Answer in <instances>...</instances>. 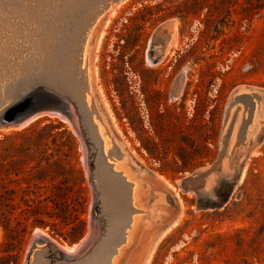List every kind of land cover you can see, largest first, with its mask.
I'll return each mask as SVG.
<instances>
[{"label":"rangeland","instance_id":"obj_1","mask_svg":"<svg viewBox=\"0 0 264 264\" xmlns=\"http://www.w3.org/2000/svg\"><path fill=\"white\" fill-rule=\"evenodd\" d=\"M118 12L94 28L88 99L124 153L115 169L133 183L132 205L142 211L112 264H264V108L237 153L231 138L223 169L198 192L178 184L216 159L231 95L264 91V0H129ZM166 20L175 24L169 49L186 54L187 84L181 96L170 86L165 110L148 117L133 103L131 48L140 45L142 58ZM79 143L56 116L0 129V264H23L36 229L64 245L86 233L92 194Z\"/></svg>","mask_w":264,"mask_h":264},{"label":"water","instance_id":"obj_2","mask_svg":"<svg viewBox=\"0 0 264 264\" xmlns=\"http://www.w3.org/2000/svg\"><path fill=\"white\" fill-rule=\"evenodd\" d=\"M117 1L27 0L26 12L29 10L30 15L32 10L30 17L38 21L35 28L40 36L21 39L11 46L0 44V129L20 128L41 116L68 121L80 139L92 194L86 233L64 248L54 237L36 229L30 236L23 264H111L127 240L134 213L142 211L132 205L133 183L122 170L115 169L124 153L106 129L105 149L104 137L92 116L97 106L93 97L87 102L84 92L89 86L92 28ZM165 32L160 28L156 34ZM262 98L261 89L241 88L231 95L224 113L219 153L209 167L179 180L183 191L198 192L207 177L223 169L237 118L240 121L230 150L237 153L241 149L239 145L246 139L256 104ZM152 178L165 185L154 175ZM174 220L168 217L158 226L156 235Z\"/></svg>","mask_w":264,"mask_h":264},{"label":"flooded vegetation","instance_id":"obj_3","mask_svg":"<svg viewBox=\"0 0 264 264\" xmlns=\"http://www.w3.org/2000/svg\"><path fill=\"white\" fill-rule=\"evenodd\" d=\"M163 22L151 34L148 48L144 54L145 57H139L140 50L138 47L140 45L136 42L131 48L130 69L133 103H135V108H138V104L143 106L148 117H153L157 112L165 110V106H167L166 97L170 86L178 89L177 93L181 96L187 84L185 51L183 49L170 50L167 44V42L170 43L167 39L170 25L174 22L169 20ZM160 28L166 31L162 35L156 34V31ZM210 85H213V83H210Z\"/></svg>","mask_w":264,"mask_h":264},{"label":"bare ground","instance_id":"obj_4","mask_svg":"<svg viewBox=\"0 0 264 264\" xmlns=\"http://www.w3.org/2000/svg\"><path fill=\"white\" fill-rule=\"evenodd\" d=\"M27 0H0V44H2L3 47H6V46H11L13 45L14 42H19L21 41V39H25V40H30V39H36V37H39L40 36V32L37 31V29L35 28V25L37 24V20H33L31 19L30 15L31 14V11H30V15L29 14V10H28V13L26 12V9L28 8L27 6ZM129 0H118L117 2L113 3L109 9L107 11H105V13L97 20V22L95 23V26L92 28V31H91V34L93 35V31H94V28L96 27V25L98 24V22L104 17V16H107L106 14H109V16H113V14H115L116 12H118V8L122 7V5L126 4ZM119 13V12H118ZM27 14V15H26ZM117 15V14H116ZM115 16V15H114ZM113 18V17H112ZM111 18V19H112ZM107 19V18H106ZM109 20V19H108ZM108 23V22H106ZM109 24V23H108ZM173 25V24H172ZM175 25V24H174ZM103 26V24H102ZM105 26V24H104ZM169 26V25H168ZM108 27V26H107ZM103 28V27H102ZM106 28V27H105ZM173 28V27H172ZM104 29V28H103ZM102 29V30H103ZM178 29V28H177ZM177 29L175 31V34L177 35ZM171 31V29H170ZM103 32L105 33V31L103 30ZM174 34V36H175ZM96 35V34H95ZM102 35V33H101ZM100 36H98L99 38L97 39H100ZM173 35V34H172ZM180 37V36H179ZM178 37V38H179ZM89 38V37H88ZM88 38H87V41H88ZM177 38V39H178ZM176 39V40H177ZM99 41V40H98ZM102 41V40H101ZM172 41V40H171ZM180 41V40H179ZM93 42V41H92ZM100 42V41H99ZM98 42V44H99ZM169 43V42H168ZM87 44V43H86ZM85 44V45H86ZM102 46V44H100ZM179 45V43H178ZM100 46V47H101ZM172 46V45H171ZM72 47L74 49H76L77 47V44L76 42H73L72 44ZM93 47V46H92ZM170 47V46H169ZM174 47V46H173ZM178 47V46H177ZM86 48V46H85ZM98 47H96V50H97ZM175 48V47H174ZM173 48V49H174ZM176 49V48H175ZM166 50V49H165ZM97 52V51H96ZM167 52H170V51H167ZM166 52V53H167ZM96 55V54H95ZM162 56V55H161ZM98 57V56H97ZM164 57V56H163ZM96 59V58H95ZM99 59V58H98ZM161 59V58H160ZM159 59V60H160ZM97 60V59H96ZM161 61V60H160ZM159 61V62H160ZM93 62V61H92ZM97 62V61H95ZM92 65V64H91ZM94 65V63H93ZM97 65V63H96ZM98 67V66H97ZM99 70V69H98ZM94 71V70H93ZM97 72V70H95ZM98 76V75H97ZM94 78V77H93ZM96 80H97V77H96ZM91 91V84L89 82V86L88 88H86V90H84L85 92V97H86V100L87 102L90 103V99H88V94L89 92ZM101 91V90H100ZM263 108H264V98H262L260 101L257 102L256 104V108H255V111H254V117H253V120H252V123L249 127V130L247 131V136H246V139H248V137H250V135H252L254 129H255V124L257 123V120L259 117H262V111H263ZM98 109L95 107H93V111H92V116H93V119L95 120V123L97 124V128L99 130V133L104 137V144L108 143V140L106 139L107 137L105 136L106 134V130L104 129V124H101L100 122H98L96 119H97V114H98ZM99 116V114H98ZM264 116V115H263ZM47 117V116H46ZM53 117V116H52ZM55 117V116H54ZM57 117V116H56ZM41 118V117H40ZM61 120L63 121H66L65 119L59 117ZM101 118V116H100ZM100 120V119H99ZM33 122V121H32ZM68 123V121H66ZM239 123V122H238ZM235 124V127L233 126V128L237 129L236 128V125H239V124ZM28 125V124H27ZM70 125V124H69ZM12 129V128H11ZM7 130V129H6ZM9 130V129H8ZM235 131V130H234ZM236 133V132H234ZM233 133V134H234ZM234 137L235 135L232 136V141H234ZM243 173H244V170H243ZM243 175V174H242ZM241 177V176H240ZM243 177V176H242ZM135 188V187H134ZM133 188V189H134ZM132 189V196L134 195V191ZM135 197V196H134ZM134 199V198H133ZM135 203V202H134ZM134 218V216H133ZM134 221V220H133ZM175 223V222H174ZM172 226V225H171ZM169 226L167 228V230L171 227ZM40 230V229H39ZM130 231L132 229H129ZM128 230V232H129ZM135 232V231H134ZM130 233V232H129ZM135 234V233H134ZM136 238V237H135ZM128 239V238H127ZM128 242V240H127ZM126 243V242H125ZM64 248H66L65 245H62ZM125 246V244L123 245ZM127 246V245H126ZM125 248V247H124ZM123 248V250H124ZM118 254V253H117ZM123 254V253H122ZM119 258V257H118ZM114 259H116L115 257L113 258V261ZM112 261V263H113ZM111 263V264H112Z\"/></svg>","mask_w":264,"mask_h":264},{"label":"trees","instance_id":"obj_5","mask_svg":"<svg viewBox=\"0 0 264 264\" xmlns=\"http://www.w3.org/2000/svg\"><path fill=\"white\" fill-rule=\"evenodd\" d=\"M78 218H79V216H78ZM79 219L81 220V218H79ZM36 222H38L37 224H39L40 226H43V225L46 224L44 221H36ZM54 233L57 234V232H54ZM74 234L76 235V233H74ZM75 235H74V236H75ZM75 239H77V237H75Z\"/></svg>","mask_w":264,"mask_h":264}]
</instances>
